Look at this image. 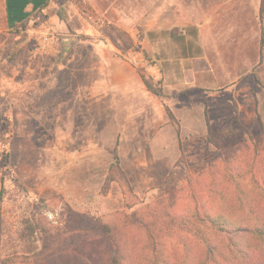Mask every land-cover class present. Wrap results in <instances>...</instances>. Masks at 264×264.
Returning a JSON list of instances; mask_svg holds the SVG:
<instances>
[{
  "label": "rangeland",
  "instance_id": "374dc122",
  "mask_svg": "<svg viewBox=\"0 0 264 264\" xmlns=\"http://www.w3.org/2000/svg\"><path fill=\"white\" fill-rule=\"evenodd\" d=\"M262 1L52 0L21 29L0 28V264H112L113 243L124 264H182L221 237L201 222L212 205L260 223ZM187 26H198L201 54L188 60L169 35ZM117 29L132 49L114 46ZM105 56L118 64L102 74ZM141 76L165 98L140 93ZM128 79L135 91L124 97L117 84ZM69 212L82 218L80 247L30 254L42 242L26 218L77 245Z\"/></svg>",
  "mask_w": 264,
  "mask_h": 264
},
{
  "label": "trees",
  "instance_id": "16d2710c",
  "mask_svg": "<svg viewBox=\"0 0 264 264\" xmlns=\"http://www.w3.org/2000/svg\"><path fill=\"white\" fill-rule=\"evenodd\" d=\"M262 3L263 12L264 0ZM115 31L116 37L113 40V44L116 48L119 50L122 49L121 45L118 44V40L126 45V50L134 47L127 33L119 29ZM141 79L148 92L159 98H165L161 87L155 86L143 76H141ZM167 112L170 118L173 119L168 109ZM222 193L225 194L224 192ZM214 207L215 205H212L211 210L208 208L206 214L202 216L201 222L210 225L213 230L221 233V237L217 238L218 242L216 244H211L209 240H206L207 249L204 251V254H196L194 256L196 259H192V256H190V258H186V262L182 264H264V216H260V223L256 221L257 218L253 220L229 218L223 216V214ZM69 213L67 228H70L72 231L76 225L78 226V222L82 218L72 212ZM182 219L186 220V217ZM23 221L25 225L27 224L28 229L31 231V235H34L33 237L39 235V241L42 242V249L38 253L35 251L36 249L31 246H29L27 250L30 254L42 259H44L45 255H47V259L54 256L53 254L60 252L62 248L74 249L80 247L83 241L82 237H85L84 233H86L84 228L73 230V234L75 233V235H77V245L73 247L69 246L66 242V238L62 240V234L59 230L63 228L55 229L47 220L46 222L43 220L40 222L39 217H34L32 219L26 218ZM112 248L114 252L112 264H124V257L119 254V248L117 246L115 247L114 243L112 244ZM64 253H67V250H65ZM88 262L95 264L92 259L88 260Z\"/></svg>",
  "mask_w": 264,
  "mask_h": 264
},
{
  "label": "crops",
  "instance_id": "0c3cea01",
  "mask_svg": "<svg viewBox=\"0 0 264 264\" xmlns=\"http://www.w3.org/2000/svg\"><path fill=\"white\" fill-rule=\"evenodd\" d=\"M4 7V24L1 29L8 30H16L21 29L23 26H26L29 22L33 19L38 18L40 14L44 13V11L52 4V0H2ZM198 26H187V30L184 35H174L172 32H169V35L172 41L176 44L183 43L187 45L184 48V53H182V58L184 59H193L196 57H200L201 54H195V46L197 47L198 42L195 40L197 39L198 33ZM2 32V31H1ZM166 34V33H165ZM200 52V48L196 49ZM101 58V57H100ZM99 73H106L108 69H114L115 66L118 64V60L115 58H110L105 56L99 59ZM7 62L5 61L4 64L1 63L0 69V82L5 80L4 78L8 79L4 74V70L2 68L6 67ZM133 67V66H132ZM100 83V84H99ZM116 85V84H115ZM118 91L124 97H130L133 91H135V86L130 84V79L126 80L125 83L117 84ZM94 88V87H93ZM95 89L97 90V97L103 92L104 90V77L102 76L101 81L96 82ZM101 89V90H100ZM100 90V91H99ZM140 93H148L146 87L143 86L140 88Z\"/></svg>",
  "mask_w": 264,
  "mask_h": 264
},
{
  "label": "built area",
  "instance_id": "2783aa9c",
  "mask_svg": "<svg viewBox=\"0 0 264 264\" xmlns=\"http://www.w3.org/2000/svg\"><path fill=\"white\" fill-rule=\"evenodd\" d=\"M84 15H85L87 21H89L90 23H97L98 22V17L96 16V14L92 10L85 9ZM47 217L53 225L59 224L58 218H57L58 217L57 213L50 212L47 214Z\"/></svg>",
  "mask_w": 264,
  "mask_h": 264
}]
</instances>
